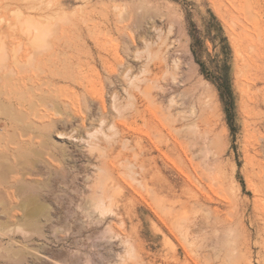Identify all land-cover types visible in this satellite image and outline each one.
<instances>
[{"label":"rangeland","instance_id":"374dc122","mask_svg":"<svg viewBox=\"0 0 264 264\" xmlns=\"http://www.w3.org/2000/svg\"><path fill=\"white\" fill-rule=\"evenodd\" d=\"M0 264H264V0H0Z\"/></svg>","mask_w":264,"mask_h":264},{"label":"trees","instance_id":"16d2710c","mask_svg":"<svg viewBox=\"0 0 264 264\" xmlns=\"http://www.w3.org/2000/svg\"><path fill=\"white\" fill-rule=\"evenodd\" d=\"M183 2V1H182ZM188 20V35L190 38V53L194 63L198 66L200 74L209 80L217 89L219 98L226 113L227 121L231 131L234 130V98L230 84V66L228 58L230 48L227 39L223 34V29L217 18L209 13V18L203 19L204 31L201 32L194 22H190L192 16L188 7L189 4L183 3ZM204 39H209L212 43H217L219 53L213 59L208 53ZM221 56V59L219 57Z\"/></svg>","mask_w":264,"mask_h":264},{"label":"bare ground","instance_id":"6f19581e","mask_svg":"<svg viewBox=\"0 0 264 264\" xmlns=\"http://www.w3.org/2000/svg\"><path fill=\"white\" fill-rule=\"evenodd\" d=\"M14 164V163H13ZM16 166V165H15ZM18 166V165H17ZM13 167V166H12ZM18 168V167H17ZM16 168V169H17ZM39 186H42L41 184H39ZM39 186H35L36 188H38V189H42L43 187H40L39 188ZM43 186H44V184H43ZM43 189H45L46 190V188H43ZM37 191V190H36ZM37 199H39V197H37V198H35L34 199V201H37ZM41 199V198H40ZM42 200V199H41ZM41 200H39V203H38V201H37V205H36V209L34 210V208H33V211L34 212H31L29 215L27 214V216H25V213H24V216L22 217V221L24 222H22L23 223V225L21 226H18V228L19 229H21L20 227H22L23 228V232H24V239L26 240V242L24 243V245L22 246V245H20V246H18L17 248H15V250L14 251H12V255L11 256H13L15 259H17V260H21V259H26L27 258V251L29 250L28 248H30V245L32 244L31 242H30V236L33 234V232L32 231H34L35 230V232H38V229H40V227L39 226H42V227H44V226H46V225H50L51 223H52V221L54 222V220H53V217L50 215V213H49V209L46 207V205L44 204V202L43 201H41ZM33 201V202H34ZM34 203H36V202H34ZM35 206V205H34ZM24 207V206H23ZM26 207V206H25ZM23 209H25V208H23ZM26 211V210H25ZM30 211H32V209L31 210H29L28 212H30ZM23 212H24V210H23ZM23 215V214H22ZM21 219V218H20ZM57 219V218H56ZM56 221V220H55ZM26 224V225H25ZM24 226V227H23ZM26 226V227H25ZM57 228H55V230H56ZM22 230V229H21ZM20 230V231H21ZM51 230H52V228H51ZM19 231V232H20ZM23 232H22V234H23ZM57 232V231H56ZM39 233V232H38ZM58 233V232H57ZM12 245H13V243H12ZM15 245V244H14ZM10 246V245H9ZM10 247H12L13 248V246H10ZM40 247V246H39ZM12 248H11V250H12ZM42 248H43V246H42ZM76 260H77V258H76ZM78 262H80V260H77Z\"/></svg>","mask_w":264,"mask_h":264}]
</instances>
